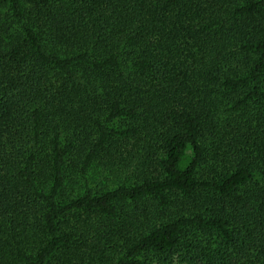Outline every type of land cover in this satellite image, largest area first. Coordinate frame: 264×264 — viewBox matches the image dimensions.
Returning <instances> with one entry per match:
<instances>
[{
  "label": "trees",
  "instance_id": "16d2710c",
  "mask_svg": "<svg viewBox=\"0 0 264 264\" xmlns=\"http://www.w3.org/2000/svg\"><path fill=\"white\" fill-rule=\"evenodd\" d=\"M174 255L264 264V0H0V264Z\"/></svg>",
  "mask_w": 264,
  "mask_h": 264
},
{
  "label": "rangeland",
  "instance_id": "374dc122",
  "mask_svg": "<svg viewBox=\"0 0 264 264\" xmlns=\"http://www.w3.org/2000/svg\"><path fill=\"white\" fill-rule=\"evenodd\" d=\"M169 260H171V261L169 262ZM169 260L161 262V260L159 258H157V259H154L153 264H185L181 261L180 256L174 255L173 259H169Z\"/></svg>",
  "mask_w": 264,
  "mask_h": 264
}]
</instances>
